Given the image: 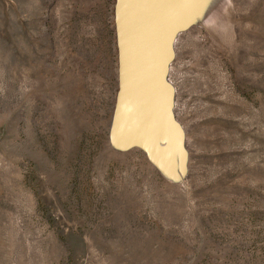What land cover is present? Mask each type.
<instances>
[{"label": "rangeland", "instance_id": "374dc122", "mask_svg": "<svg viewBox=\"0 0 264 264\" xmlns=\"http://www.w3.org/2000/svg\"><path fill=\"white\" fill-rule=\"evenodd\" d=\"M0 264H264V0H0Z\"/></svg>", "mask_w": 264, "mask_h": 264}, {"label": "bare ground", "instance_id": "6f19581e", "mask_svg": "<svg viewBox=\"0 0 264 264\" xmlns=\"http://www.w3.org/2000/svg\"><path fill=\"white\" fill-rule=\"evenodd\" d=\"M117 102H118V100H117ZM121 102H122V99H121ZM120 108L121 107H120V103H119L118 106H117L116 115L114 116V117H116V120L114 121L113 127L117 130L118 136H119L118 138L121 141H123L122 142L123 145H127L129 143H131V146L139 145L140 147H142L145 150L144 152H146L149 155V159H153L158 164L164 163L165 161H168L167 160L168 158L174 157L173 149L170 147L169 143L166 144V145H163L164 143H166V141H165V142H163L162 146H161V144H159L160 142H162V138H161L162 136L161 137H156L154 134H149L148 135L149 131L146 134V132H144V130L139 132L135 128H134L135 131H137L138 133H136L135 131H134L135 132L134 133L132 131L133 132L132 135L125 133L126 131H122V129H121V125H122L121 123L122 122L119 121V112H121ZM166 147H167V149L163 150ZM158 150L164 151V153L161 154V153L158 152ZM179 175H180V173H179Z\"/></svg>", "mask_w": 264, "mask_h": 264}]
</instances>
